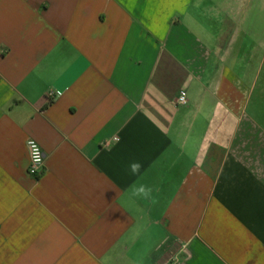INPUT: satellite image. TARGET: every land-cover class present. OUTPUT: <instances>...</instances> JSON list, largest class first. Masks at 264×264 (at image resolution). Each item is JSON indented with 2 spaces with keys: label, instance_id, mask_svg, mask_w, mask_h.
Listing matches in <instances>:
<instances>
[{
  "label": "crops",
  "instance_id": "obj_1",
  "mask_svg": "<svg viewBox=\"0 0 264 264\" xmlns=\"http://www.w3.org/2000/svg\"><path fill=\"white\" fill-rule=\"evenodd\" d=\"M207 9L0 0V264H264V121Z\"/></svg>",
  "mask_w": 264,
  "mask_h": 264
},
{
  "label": "rangeland",
  "instance_id": "obj_2",
  "mask_svg": "<svg viewBox=\"0 0 264 264\" xmlns=\"http://www.w3.org/2000/svg\"><path fill=\"white\" fill-rule=\"evenodd\" d=\"M213 1L224 13L220 21L227 22L223 26L220 21L212 23L207 9L200 34L210 45L215 42L213 36H220L225 48L222 59H230L229 65L233 60L245 59L250 72L248 82L253 90L250 115L264 121V0Z\"/></svg>",
  "mask_w": 264,
  "mask_h": 264
},
{
  "label": "built area",
  "instance_id": "obj_3",
  "mask_svg": "<svg viewBox=\"0 0 264 264\" xmlns=\"http://www.w3.org/2000/svg\"><path fill=\"white\" fill-rule=\"evenodd\" d=\"M57 96L59 97V93H55V92H50L47 95V100L49 102L53 101L55 98H57ZM175 103L179 106H185L188 103V99H187V93L185 91H181L174 99ZM34 141V140H33ZM35 142V141H34ZM36 147L39 149V154L42 157V162L36 166L33 165L32 160L30 158L29 155V174L33 177H39L44 169H45V155L44 152L42 151L43 149H41V147L35 142ZM28 148V147H27ZM29 152V149H28Z\"/></svg>",
  "mask_w": 264,
  "mask_h": 264
},
{
  "label": "clouds",
  "instance_id": "obj_4",
  "mask_svg": "<svg viewBox=\"0 0 264 264\" xmlns=\"http://www.w3.org/2000/svg\"><path fill=\"white\" fill-rule=\"evenodd\" d=\"M26 146L29 149V155L32 160L34 166L40 164L42 162V157L39 154V149L36 147L35 142L31 139L26 140ZM140 164L133 163L130 165L131 171L135 174L139 171ZM150 190L146 189L144 186H140L138 188H134V195H147Z\"/></svg>",
  "mask_w": 264,
  "mask_h": 264
}]
</instances>
